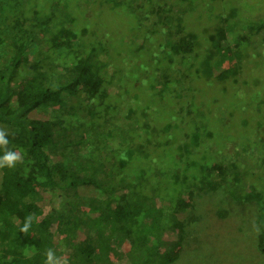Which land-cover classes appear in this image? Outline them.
<instances>
[{"label":"trees","instance_id":"obj_1","mask_svg":"<svg viewBox=\"0 0 264 264\" xmlns=\"http://www.w3.org/2000/svg\"><path fill=\"white\" fill-rule=\"evenodd\" d=\"M233 1L0 0V124L23 154L0 169V264H115L127 241L124 264H163L219 189L257 203L264 253V11Z\"/></svg>","mask_w":264,"mask_h":264},{"label":"rangeland","instance_id":"obj_2","mask_svg":"<svg viewBox=\"0 0 264 264\" xmlns=\"http://www.w3.org/2000/svg\"><path fill=\"white\" fill-rule=\"evenodd\" d=\"M231 5L243 9L246 13L253 9L254 13L264 11V0H238L231 2ZM116 21L119 20L116 18ZM205 31L207 32V29ZM159 35L156 34V37ZM158 41L155 39L153 43L158 46ZM129 64L132 65L133 63L129 62ZM150 64L147 63L150 71L154 70V73L159 75L160 71L156 73V67ZM208 64L209 62L205 63V65ZM130 68L132 69L129 67L128 70ZM205 71L209 72L207 68ZM144 78L145 76H142L136 82H143ZM119 89L122 94L128 97L124 96L123 102H118L121 107L116 112L125 118H129L139 109L138 103H136L138 91L133 92L132 80L130 82L127 80L125 88L119 87ZM146 94L148 99L156 98L154 91L148 90ZM151 111L148 108L147 112L151 113ZM0 129L5 130V126L0 124ZM222 211L225 214L221 215L220 212ZM195 213L199 217L198 220L187 223L183 231L174 230L176 234H183L182 239L171 236L166 237L161 242L160 251L165 256L163 264H264V253L258 248L257 240L261 231L257 203L237 200L223 189H219L213 192L200 193L196 198ZM81 216L84 219L79 217L75 219V223L82 221L92 225V217L98 218L97 214H88L84 206L81 208ZM131 246L132 241H127L117 252H110L108 256L115 264H124Z\"/></svg>","mask_w":264,"mask_h":264},{"label":"clouds","instance_id":"obj_3","mask_svg":"<svg viewBox=\"0 0 264 264\" xmlns=\"http://www.w3.org/2000/svg\"><path fill=\"white\" fill-rule=\"evenodd\" d=\"M7 133L0 129V148L3 149V154L0 155V169L4 167L14 168L17 163L23 161V154L18 151H14L8 148L9 140L6 139ZM32 217L29 216L26 219L24 226L21 228V231L27 232L31 225ZM44 264H67L66 260H62L55 256V253L52 249H49L45 253Z\"/></svg>","mask_w":264,"mask_h":264}]
</instances>
